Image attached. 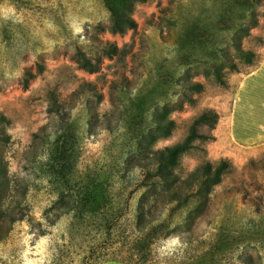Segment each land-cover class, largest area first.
<instances>
[{
    "label": "rangeland",
    "instance_id": "obj_1",
    "mask_svg": "<svg viewBox=\"0 0 264 264\" xmlns=\"http://www.w3.org/2000/svg\"><path fill=\"white\" fill-rule=\"evenodd\" d=\"M258 1L261 6L246 0H149L133 11L134 31L113 35L106 29L102 0H0V113L9 121L3 154L10 172L33 178L29 153L43 150L33 135L58 128L61 116L78 137L80 170L102 154L108 166L115 165L125 148L118 124L123 111L134 112L140 98L148 97L149 107L167 103L172 79L186 73L203 85V92L190 93L194 102L169 115L175 129L154 149L181 142L192 121L213 110L219 117L215 128H200L211 139L193 143L180 159L178 173L185 177L205 162L221 160L231 169L214 187L193 235L155 245V264H194L203 254L199 264H209L208 257L212 264H264V148L250 152L234 142L227 117L239 81L264 58V0ZM233 39L255 54L251 64L236 54ZM106 44L115 45L116 54L106 56L101 50ZM220 50L229 54L234 70L217 59ZM84 55L97 72L80 67ZM216 67L225 86L210 75ZM87 97L99 116L92 136L86 133ZM51 200L45 182L32 185L27 208L33 224L18 222L10 228L0 241V264H88L91 256L109 253L101 245L94 247V233L70 216L48 227L42 212ZM135 202L136 196L131 206ZM129 224V218L122 219L115 242L125 241ZM90 246L95 253L89 255Z\"/></svg>",
    "mask_w": 264,
    "mask_h": 264
},
{
    "label": "trees",
    "instance_id": "obj_2",
    "mask_svg": "<svg viewBox=\"0 0 264 264\" xmlns=\"http://www.w3.org/2000/svg\"><path fill=\"white\" fill-rule=\"evenodd\" d=\"M148 1L102 0L108 14L107 31L113 35L134 31L137 25L132 18L133 11L136 6ZM249 2L261 6L258 0H246L247 4ZM240 42L238 39L232 40L235 52L244 62L251 64L255 54L243 50ZM101 50L109 57L116 54L117 47L106 44ZM218 58L229 68L235 69L229 54L220 50L217 52ZM79 63L88 72H97V66L85 55L79 59ZM26 75L31 76L30 73ZM210 75L218 85L225 86L220 68L216 67ZM187 77L183 73L172 79V93L167 103L149 107L148 97L140 98L135 103L134 112L128 109L123 111L118 124L123 132L121 139L125 148L116 155L113 166L107 165L102 154L92 166L80 170L78 137L72 123L61 116L58 128L49 131L43 128L33 135L34 141L43 145L41 153H29L28 164L33 178L14 175L3 154L8 139L5 127L9 121L0 113V241L6 238L14 224L24 221L33 224L27 208V195L38 181L45 182L52 196L42 212L44 223L52 227L61 218L70 216L75 224L80 227L85 224L87 226L83 229L94 233V247L101 245L109 252L91 256V263L88 264H155L153 256L156 244L172 238L186 240L187 236L193 235L208 210L214 187L231 166L226 160L215 165L205 162L185 177L178 173L180 159L192 149L193 143L211 139L201 134L200 128L206 127L210 131L215 128L219 117L213 110L198 115L181 142L154 149L157 142L167 139L175 129V122L169 115L181 110L184 104L194 102L190 93L203 92L201 83ZM87 93L101 98L95 91L88 90ZM84 106L87 112L86 133L92 136L96 134L94 123L98 121V112L88 97ZM50 112L56 118L60 117L57 111L51 109ZM134 196L136 202L131 206ZM125 217L130 220L126 230L128 237L120 244L114 241V234ZM92 247L88 250L89 255L92 250L95 253ZM202 258L198 256L194 264H199ZM208 262L212 264L213 258L208 257Z\"/></svg>",
    "mask_w": 264,
    "mask_h": 264
},
{
    "label": "crops",
    "instance_id": "obj_3",
    "mask_svg": "<svg viewBox=\"0 0 264 264\" xmlns=\"http://www.w3.org/2000/svg\"><path fill=\"white\" fill-rule=\"evenodd\" d=\"M227 117L234 142L245 151L264 148V58L239 81Z\"/></svg>",
    "mask_w": 264,
    "mask_h": 264
}]
</instances>
